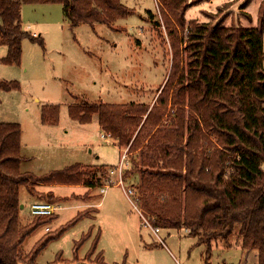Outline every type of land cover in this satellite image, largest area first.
<instances>
[{"label":"trees","instance_id":"1","mask_svg":"<svg viewBox=\"0 0 264 264\" xmlns=\"http://www.w3.org/2000/svg\"><path fill=\"white\" fill-rule=\"evenodd\" d=\"M156 1L172 50L168 77L156 101L152 105L76 104L69 108V114L80 123H89L97 115L103 134L120 148H127L133 172L147 173L139 187L142 208L156 217L153 227L187 228L188 235L197 238V244L207 247L209 264L213 242H227L239 225L240 248L255 252L256 264H264V0L250 27L244 26L240 17L236 24L227 19L215 26L189 22L186 70L181 71V42L172 24L176 22L184 28L188 1ZM249 2L239 11L251 24ZM22 4H61L72 26L102 23L111 27L134 11L120 0H0V45L7 47L2 58L7 65L19 64L23 39L43 47L42 38L22 28ZM17 86L15 82L0 81V91ZM169 105L173 116L168 112ZM52 110L56 122L58 109ZM167 117L168 125L163 127ZM20 133L18 124L0 123V264H34L48 242L87 216L81 212L63 228L46 231L29 255L23 257L21 246L25 239L51 223L56 215L33 216L31 222L21 225L20 186L34 195L33 186L44 183L89 185L95 173L80 164L41 176L22 171ZM138 150L140 162L131 157ZM100 172L104 176L96 182L107 174L105 169ZM161 191L168 196L163 203L154 196ZM45 197L53 199L51 194ZM91 234L89 231L83 239ZM98 236L91 251L96 248ZM96 258L102 260L101 253Z\"/></svg>","mask_w":264,"mask_h":264},{"label":"rangeland","instance_id":"2","mask_svg":"<svg viewBox=\"0 0 264 264\" xmlns=\"http://www.w3.org/2000/svg\"><path fill=\"white\" fill-rule=\"evenodd\" d=\"M187 1L184 28L172 21L181 42L180 71L186 70L189 22L215 26L223 19L235 23L240 17L242 24L250 27L254 25L261 0H250L247 6L251 24L239 11L248 0ZM120 2L134 11L111 27L102 23L93 27L72 26L64 17L61 4H22V28L42 38L43 47L23 39L19 64L7 65L2 62L7 47L0 45V81L18 85L15 89L0 91V123L20 126V169L41 176L80 164L95 172L89 185L82 184L84 189L65 191V194L75 191L79 195L57 197L34 186L36 192L31 195L25 186H20L19 201L24 205L20 209L21 225L32 221L29 205L33 202H55L52 204L61 207L51 223L39 227L25 239L21 246L23 257L29 255L46 233L47 226L49 231L55 232L79 213H87L48 242L34 264H206L207 247L197 244V238L188 235L184 228L152 231L156 217L142 208L139 187L142 176L147 177V173L133 172L131 164L124 170V186L131 187L134 195L127 197L122 188L115 185L109 187L105 195L99 193L103 179L97 182L96 179L104 176L100 171L119 166L124 148L103 134L97 115L89 123H80L69 114V108L76 104L152 105L167 80L172 60L171 42L157 1ZM54 107L58 109L56 122ZM168 112L174 115L171 105ZM164 119L161 125L167 127L169 117ZM210 139L217 145L215 138ZM131 157L140 162L141 151ZM57 190L64 193L62 189ZM47 194L53 199H46ZM154 196L160 203L168 197L162 191ZM99 202L97 207L88 206V203ZM110 204L116 205L115 210ZM238 229L236 225L227 242H213L209 264H241L243 254L239 249ZM89 231L91 236L83 239ZM96 234L98 242L91 251ZM98 253L102 260L96 258Z\"/></svg>","mask_w":264,"mask_h":264},{"label":"built area","instance_id":"3","mask_svg":"<svg viewBox=\"0 0 264 264\" xmlns=\"http://www.w3.org/2000/svg\"><path fill=\"white\" fill-rule=\"evenodd\" d=\"M101 137L105 138L103 134L101 135ZM128 165H129V162H128L127 148H124L122 155L120 157V165L111 167L110 169H108L106 176L102 178L103 182L99 186V193L101 195L105 194L106 191L109 189V187L113 185L121 187L127 197L135 194L134 190L131 187L125 188L124 186L123 175H124V170L128 168L127 167ZM60 209L61 207L56 206L55 204L48 203V202H41V201H36L29 205V213L32 216L52 215V214H55ZM145 223L148 226L150 225L147 221H145ZM151 229L154 233H158L159 231V228L157 227L152 226ZM45 230L48 231L49 228H46ZM184 230L188 232L187 228H184Z\"/></svg>","mask_w":264,"mask_h":264},{"label":"crops","instance_id":"4","mask_svg":"<svg viewBox=\"0 0 264 264\" xmlns=\"http://www.w3.org/2000/svg\"><path fill=\"white\" fill-rule=\"evenodd\" d=\"M34 187L35 188H39V189H43L46 192H51L54 196H57V197H65V196H71L73 194H75V195H79L80 194V193H76L75 191H73L72 193L65 194V191L66 190H69V189H79V188H83L84 189L85 186L84 185H60V184H47V183H44V184L36 185ZM57 189H62L64 193L58 192ZM86 192H87V190L84 193H86ZM34 200H36V199L34 198ZM100 203L101 202L97 203L96 205L95 204L88 203V206H96L97 207V206L100 205ZM74 206H76V204ZM115 206H116L115 204H110V208H112L113 210H115ZM23 208H24V205H22V208L21 209H23ZM112 209H110V211H112ZM239 249L241 250V252L243 254L241 264H256V254H255V252H246V251H243L240 248V245H239Z\"/></svg>","mask_w":264,"mask_h":264},{"label":"water","instance_id":"5","mask_svg":"<svg viewBox=\"0 0 264 264\" xmlns=\"http://www.w3.org/2000/svg\"><path fill=\"white\" fill-rule=\"evenodd\" d=\"M20 208H22V205H21V207Z\"/></svg>","mask_w":264,"mask_h":264}]
</instances>
